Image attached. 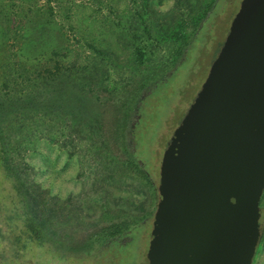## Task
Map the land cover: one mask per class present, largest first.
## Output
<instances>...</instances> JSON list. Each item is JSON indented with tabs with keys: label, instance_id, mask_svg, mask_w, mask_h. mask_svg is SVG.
<instances>
[{
	"label": "rangeland",
	"instance_id": "1",
	"mask_svg": "<svg viewBox=\"0 0 264 264\" xmlns=\"http://www.w3.org/2000/svg\"><path fill=\"white\" fill-rule=\"evenodd\" d=\"M241 1L0 0L3 146L46 241L18 244L21 218L12 225L15 210L0 209V264H147L163 152ZM178 63L162 88L140 100L139 121L130 118L148 179L111 158L121 157L110 134L117 120L104 114H116L120 99L144 96L143 86ZM259 206L264 231V191ZM114 225L137 226L131 244L98 251L92 238ZM252 264H264V232Z\"/></svg>",
	"mask_w": 264,
	"mask_h": 264
},
{
	"label": "water",
	"instance_id": "2",
	"mask_svg": "<svg viewBox=\"0 0 264 264\" xmlns=\"http://www.w3.org/2000/svg\"><path fill=\"white\" fill-rule=\"evenodd\" d=\"M264 191V0H242L159 166L147 264H252Z\"/></svg>",
	"mask_w": 264,
	"mask_h": 264
},
{
	"label": "trees",
	"instance_id": "3",
	"mask_svg": "<svg viewBox=\"0 0 264 264\" xmlns=\"http://www.w3.org/2000/svg\"><path fill=\"white\" fill-rule=\"evenodd\" d=\"M50 2L51 0H47ZM216 1V0H214ZM189 46L180 53L181 58L185 56V53L187 52ZM143 57V53L139 50L137 51V58L141 61ZM180 66V63L176 64L173 68L168 70L166 74L158 78L156 81H152L146 86L142 87V91L145 90V95H137L134 96V99L131 101H127V97H125L124 101L123 99H120V105L117 107V113L107 110L108 112L104 114V117H108L109 114H113L111 117L112 119L117 120V125L115 129H111L112 133L111 137L114 139L112 140V144L120 150L121 157L111 155V158L118 160L122 158L127 164H130L132 166H136V168L144 173L145 176L148 177V179H151L148 176V172L145 170V165H141L139 163V159L136 152V146L135 150L133 147V144H135V141L132 140V134L130 129V118L136 117V122L139 121L137 118L138 114H141V110L143 108V103H141V99L146 100L151 95L155 94L158 89L164 86V83L169 80V78L177 71V67ZM156 82V83H155ZM148 88V89H147ZM106 89V88H104ZM85 96L87 94L84 93ZM84 96V97H85ZM144 97V98H142ZM5 106L4 102L0 103V111L3 110ZM103 118V117H102ZM104 119V118H103ZM102 119V120H103ZM113 123V122H112ZM103 126V124L101 125ZM102 129V127H101ZM136 134V133H135ZM108 143V142H106ZM4 138L3 134L0 129V209H11L15 210V212L12 215L8 216V221L10 224L14 225V221H18L21 218L22 227L20 228V235L16 236V242L18 244H22L24 247L25 242L33 243L34 245L38 247H43L46 244V241L44 239L42 228L39 227L36 223V219L30 216L29 212L26 211L28 209V204H26V196L23 194L20 186L14 179L13 173L11 168L8 165V159L6 157V152L4 149ZM110 145V143H108ZM110 149V147L108 146ZM107 149V146H106ZM109 151V150H108ZM143 167H141V166ZM142 168V169H141ZM145 170V171H144ZM152 184V180H150ZM21 210L22 216L17 212V210ZM7 216V215H6ZM259 225L261 226V221H259ZM137 226H124V225H114L111 227H108L106 229H102L100 233L96 237L92 238V245L99 247L98 251L105 252L109 250L111 252V247L116 245L119 248L123 247H129L131 244L133 237L132 232ZM10 228V227H9ZM11 229V228H10ZM264 232L263 229L260 227V234ZM139 251V250H138ZM12 260V259H11ZM10 260V261H11ZM11 264V262H9Z\"/></svg>",
	"mask_w": 264,
	"mask_h": 264
}]
</instances>
